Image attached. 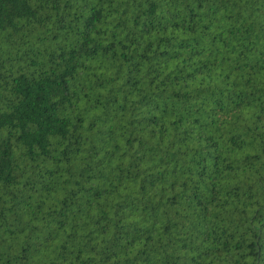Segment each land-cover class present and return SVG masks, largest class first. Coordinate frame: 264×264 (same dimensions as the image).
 I'll return each instance as SVG.
<instances>
[{
    "label": "trees",
    "instance_id": "trees-1",
    "mask_svg": "<svg viewBox=\"0 0 264 264\" xmlns=\"http://www.w3.org/2000/svg\"><path fill=\"white\" fill-rule=\"evenodd\" d=\"M0 264H264V0H0Z\"/></svg>",
    "mask_w": 264,
    "mask_h": 264
}]
</instances>
